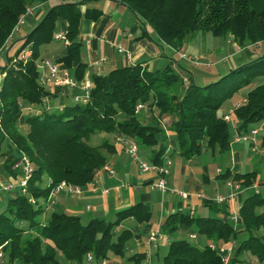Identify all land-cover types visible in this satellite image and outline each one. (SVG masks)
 I'll list each match as a JSON object with an SVG mask.
<instances>
[{
	"label": "trees",
	"instance_id": "trees-1",
	"mask_svg": "<svg viewBox=\"0 0 264 264\" xmlns=\"http://www.w3.org/2000/svg\"><path fill=\"white\" fill-rule=\"evenodd\" d=\"M48 1L0 0V49L26 9ZM118 1L175 51H182L186 41L198 33L231 37L240 46L264 42V0ZM82 4L83 1L68 2L49 8L3 68L0 138L4 137L10 150L4 166L16 177L20 169L14 174L11 166L22 156L33 165L27 192L8 196L0 212V259L4 264H85L87 253L99 263L112 254H124L132 233L123 230L115 237L114 228L128 217L143 221L149 215L147 206L135 204L120 210L113 221L91 218L83 224L78 215L61 212H51L46 221L42 219L56 184L65 181L84 188L105 164V151L112 145L106 138L99 145H91V135L118 132L123 137L132 136L141 145H157L152 163L162 165L166 147L157 140V134L162 130L158 119L164 114L171 117L168 129L175 133L180 156L192 158L216 147L223 155L230 149L231 135L228 122L217 111L235 92L255 80L262 82L245 94L244 101L235 107L234 116L243 132H247L249 125L264 122V53L250 50L246 62L204 86L195 84L182 67H174L173 60L154 70L136 63L93 74L85 101L73 99L61 108L46 107L44 99L52 93L39 82L40 47L53 38L58 21H66L69 44L59 61L67 67L77 62L74 73L77 80L82 79L86 64L80 61L81 43L76 40L80 19L83 15L97 20L102 15L101 9L94 6L82 12ZM25 47L30 50L28 61L14 62ZM137 104H144L153 112L152 122L145 123L140 113H134ZM24 106H33L35 110L23 114ZM20 118L26 127L24 131L20 129ZM260 141L264 149V135ZM230 175L226 169L219 177ZM231 176L245 187L264 184L256 171ZM238 219L240 227L235 228L228 220L216 217L169 215L161 224L162 231L171 238L163 264H225L213 246L199 247L185 238H172L180 225H194L198 235L213 242L235 238L236 247L226 264H246L250 257L264 262V235H260L264 230V192L247 193L238 209ZM239 234L245 237L237 241ZM244 254L250 256L243 258Z\"/></svg>",
	"mask_w": 264,
	"mask_h": 264
},
{
	"label": "crops",
	"instance_id": "crops-1",
	"mask_svg": "<svg viewBox=\"0 0 264 264\" xmlns=\"http://www.w3.org/2000/svg\"><path fill=\"white\" fill-rule=\"evenodd\" d=\"M80 1H83L80 6L82 12H84L86 7H91L90 5H92L101 9L102 15L97 20L86 19L83 15L80 19L76 40L81 43L80 61L86 64L81 80H77L74 73L77 62L67 67L59 61L66 54L67 45H64L60 40L54 39V37V41L62 43V47L52 52L51 58L42 59L40 63L37 62L39 82L52 93V95L44 99V105L48 108H61L66 103L73 102L75 97H79L80 101H85L86 92L83 89V83L86 80L91 81L93 74H105V68L111 70L125 65L141 63L149 70H154V61L161 65L164 60H172L176 52L168 45L162 43L157 37L150 36L147 33L148 28L143 25L142 20L132 11H128L129 9L118 0H65V2L61 3ZM43 6H45V3L31 8V12L24 16L23 23L18 26L8 38L6 44L0 49V61H3V64L0 65V88L5 75L3 68L7 65L9 58L14 57L16 51L20 48L23 38L47 12L48 9L44 10ZM21 25L23 26L22 29ZM57 28H59L57 32L65 34L67 29L66 21L60 19L57 23ZM159 49L161 50L160 54ZM41 50L39 51L40 53ZM98 60H101L100 64H96ZM45 61L55 65L56 70L54 73L51 72ZM155 69L161 68L156 66ZM188 74L192 77L191 73L188 72ZM64 78L75 80L76 86L61 82ZM34 110L33 106H24L22 108L23 114ZM140 117L145 123H150L153 119L151 115L144 113V109L140 112ZM166 118L169 117L162 115L158 119L162 130L157 134V140L163 141L166 147L162 165L167 167V173L160 174L154 170L146 172L140 170L138 161L152 164L153 151L157 149V145L150 146L151 148L148 146L149 148H147V146L141 145L132 136L123 137L117 132L109 135L111 140L106 138L112 147L105 151V164H109L114 168V174L102 171L99 177L93 175L92 181L82 188V194L78 196H83L84 203H86L84 211L88 213V220L91 218H103L113 221L118 211L129 208L132 205L142 204L148 207L149 215L143 221L128 217L121 220L117 225V228L123 227L124 230H129L132 233V239L129 240L132 242L127 244L128 246L125 250H129L132 256L138 254L136 258L131 256L127 260H124V254L120 255L118 257L120 258V261H118L120 264H154V259L158 258L159 250L163 247L167 250L171 239L161 229L162 222L169 215L190 213L194 217H216L230 222V215L231 219L235 220L234 213L238 214V209L246 196L247 189L240 182L233 180L231 176L236 172H242L239 165L228 167L227 169H230L231 173L230 177L221 178L219 175L224 173V171L216 166H214L216 167L215 169L211 170L213 165L211 161H197L199 155L192 158L180 156L176 142L169 140L168 133H170V130L166 128L167 125L164 123ZM21 119L20 129L24 127L25 130L26 127L22 124ZM260 125L264 128L263 122ZM252 129L250 128L247 132H243L237 127V135L248 133ZM3 138H0V195H14L12 193L17 186L9 191L3 190V186L17 182L19 176L14 171L19 173L20 168H16V163L11 166V170L16 177L5 168L4 164L6 159H8L10 150L9 146L5 150L1 149L2 143L6 141ZM122 139H128L137 144L138 150L136 154L138 160L131 158L121 141ZM263 151L264 149L260 147L258 151L260 159H264ZM147 159H149V162ZM167 161H170V165L166 164ZM249 171H256L258 180L264 183V175L260 171L255 170L254 167ZM159 178L165 180L168 188L187 193V196L183 197L169 191L163 192L158 188L152 187V184L158 181ZM228 183H231V185H228ZM232 184L235 186H232ZM211 186L212 188H210ZM104 189H108V191L106 192ZM220 191L225 196L233 191L234 194L227 201L218 203L216 197L220 196ZM60 194L63 202L70 201L74 197L65 192H59L54 199ZM70 207L73 208L72 215L81 217L82 214L78 212L75 204ZM237 222L239 223L238 219ZM191 226L180 225L178 230L173 233L172 238L178 236V234L188 235L190 238L197 237L196 229L192 231L190 229ZM208 241L210 246L215 248L217 245L226 244L221 241ZM117 256L112 254L108 259L114 260V264H119L115 261Z\"/></svg>",
	"mask_w": 264,
	"mask_h": 264
},
{
	"label": "rangeland",
	"instance_id": "rangeland-1",
	"mask_svg": "<svg viewBox=\"0 0 264 264\" xmlns=\"http://www.w3.org/2000/svg\"><path fill=\"white\" fill-rule=\"evenodd\" d=\"M61 2H65V0H50L48 2H45V6H43L42 8L44 10L49 9L55 6L56 4H60ZM39 4H42V3H35L31 5L30 8H33L34 6L39 5ZM22 28L23 26L21 25V29ZM147 28H148L147 33L152 37H156L153 30L148 26ZM58 29L59 28H56L55 32H57ZM61 47H62V43L60 42L57 43L52 38L48 43H45L40 47V49L42 50H41V53L39 54L37 62L40 63L42 59L51 58L52 52L60 49ZM249 50L256 54L264 53V42L259 43L258 45L246 44L244 46H240L236 41H234L232 38H229V37H220V36L215 37L208 33H205V34L198 33L192 39L186 41L182 49V52L185 53L186 57H191L192 60L189 61L186 59H182L179 57V54L175 52L174 56L172 57V60H173L172 65L174 67H177V65L182 67L183 69H185L186 71L192 74L193 81L195 84L199 86H204L206 84L211 83L213 80H215L219 76H222L223 74H225V72L229 71V69L234 68L238 66L239 64L246 62L248 60ZM159 51H160L159 52L160 54L161 50L159 49ZM170 61L171 59H168L166 61L164 60L161 65H158V62L154 61L153 68L155 69L156 66H159V68H163V66H165ZM2 64H3V61L1 60L0 65ZM108 71L109 70L105 68L104 72L107 73ZM260 82L262 81L255 80L252 84L239 89L230 98H228L217 111L218 116L224 119L228 118L227 122H228L229 132L231 135V143H230V149L228 153H225L223 155L220 154L217 147L215 148L214 151H212L211 149H205L198 156L197 161L199 160L204 161V162L211 161L213 163L211 170L218 167L221 170L225 171L228 167L231 168V167H234L235 165H239L240 166L239 168L242 172L249 171L254 167L255 170L260 171V173L264 175V159H260V155L258 154V151L261 147L260 138L264 135V128H262L260 124H252V125H249L247 128L255 129L257 131L256 135H251V136L249 135L245 138L237 137V134H238L237 127H239V123L235 119V116H234V109L236 107V104L241 103L245 94L250 89H252L255 85L259 84ZM143 109H144V113L146 112L148 115L155 117L153 112L150 111L149 108L145 107ZM170 122H171V117L166 118L164 122L167 125L166 128H169ZM22 130L24 131V127ZM168 136H169L170 141L175 142L174 132L170 131V133H168ZM104 138L111 140V136L105 133H98V134L91 135L88 139V143L91 145H99L102 143ZM8 145L9 144L7 143V141L3 142L1 145V149L2 150L7 149ZM149 147L147 146V148ZM147 160L149 162V159ZM254 184L248 187L244 186L247 189L246 195L247 193H250V192H261V193L264 192V186L257 185V184L254 185ZM232 186H235V185L232 184ZM210 188H212V186ZM18 192H21V189L19 187L15 188L12 194H16ZM61 192H65V191L62 190ZM233 194H234V191L231 192V194L229 195H233ZM10 195L11 194L0 195V212L4 210L6 206L7 197ZM219 195L225 196L222 191L219 192ZM229 195H226V196H229ZM82 197L83 196L78 197L77 195H75L72 199H70V201L63 202V200L61 199V194H60L56 199L53 198L54 200L53 199L48 200V207L42 217L43 221L47 220L51 212H61L65 214H72L73 208H71L70 206L72 204H75L78 208V212L82 214L80 217L81 222L83 224L86 223L88 221L87 219L88 213L84 211V207L86 203H84V199ZM55 202L57 203L55 204ZM234 214H235V220L231 219V215L229 217V220L235 228H239L240 223L237 222L238 214L237 213H234ZM190 229L192 231H195L194 226H191ZM123 230H124L123 227L117 228V225H116L114 228L115 237L119 235ZM260 235L262 236L264 235V230L260 232ZM179 236L187 239L188 241L196 244L199 247H203L204 245H210L209 241L205 238L206 236L204 235H197V237L194 236L193 238H190L188 235L178 234V236H174V237L180 238ZM244 237H245L244 234H239L236 237V240L240 241ZM131 242L132 241H128L127 244ZM225 243L226 244H221L217 246L215 245V246L217 250H220V251L224 248L225 249L228 247L231 248V251L228 254L230 257L232 254V251L236 247L235 238H231ZM127 246L128 245H126V247ZM165 252H166L165 247L159 250L158 258L154 259V264H163V256ZM0 253H1V250H0ZM123 256H124V260H127L129 259V257L132 256V254L129 250H125ZM248 256L245 255L243 256V258H248ZM118 257L120 256H117V258L115 259V261L117 262L120 261V258ZM59 259L62 262L64 261L61 256H59ZM249 259H251V261L247 262L246 264H259V263L264 264V262H260L256 260L254 257H250ZM113 261L114 260L106 259L105 264H114ZM0 264H4L3 260L1 259H0Z\"/></svg>",
	"mask_w": 264,
	"mask_h": 264
},
{
	"label": "built area",
	"instance_id": "built-area-1",
	"mask_svg": "<svg viewBox=\"0 0 264 264\" xmlns=\"http://www.w3.org/2000/svg\"><path fill=\"white\" fill-rule=\"evenodd\" d=\"M31 10L32 9L30 7H28L26 9V12L19 18L17 24L14 26L13 32L18 28V26L21 23H23L24 16L26 14H29L31 12ZM53 37L56 40L62 41L64 45H68L69 44L68 39L66 38L65 34L62 33V32H55L53 34ZM176 52L179 54L180 58L186 59V60H189V61L192 60L191 57H186L184 52H182V51H176ZM29 54H30V50L28 49V47H25L24 49H22L20 51V53L18 54V57L15 58L13 61L14 62L15 61H21L23 64H25L28 61ZM100 63H101V60L96 61V64H100ZM45 64L50 68L52 73L55 72V70H56L55 65H52L49 61H45ZM61 82L66 83V84H68L70 86H76V81L73 80V79L64 78V79L61 80ZM90 87H91V81L90 80H86L83 83V89L86 92V96H85L84 100L87 99L88 91H89ZM75 100H79V97H75ZM236 106H239V103ZM144 107H145L144 104H137L135 106L134 113L138 114L139 112H141V110ZM227 119L228 118H226L225 120L227 121ZM256 133H257V131L255 129H252L248 133L237 135V137H244L245 138V137H247L249 135L250 136L251 135H255ZM121 141L123 142V144L125 146V149L130 154L131 158L133 160H138L137 154H136L137 144L134 141H131V140H128V139H122ZM262 154H263V158H264V151H263ZM138 163H139L140 170L143 171V172L154 170V171H156V172H158L160 174L167 173V167H165L163 165H157L155 163L149 164V163H146L144 161H138ZM166 164L170 165V161H167ZM16 167L20 168V175H19V178H18L17 182L16 183L5 184L3 186V190L9 191V190H12L14 187L17 186V187H19L21 189V193L25 194L27 192L28 181H29V179L32 176L33 165L31 164V162L28 160L27 157L22 156L21 159L18 160V162L16 163ZM102 171L108 172L110 174H114V172H115L114 168L111 165L104 164V165H102L99 169H97L94 172V176L95 177H99L100 173ZM228 185H231V183H228ZM152 187L158 188V189H160L163 192L169 191V192L176 193V194H178L180 196H183V197L187 196V193L179 192V191H177L174 188H168L166 186L165 180L163 178H159L158 181H156L155 183L152 184ZM62 190H64L66 194L71 195V196H75V195L79 196V195L82 194V191H83V189L80 186H78V185H73L71 183H67L65 181H61V182L56 184L51 189L48 200H52ZM104 191L107 192L108 189H104ZM231 197H232V195H229V196H221L220 195V196L216 197V201L218 203H223V202L227 201ZM30 201L34 202V200L32 198L30 199ZM151 239H152V237H151ZM230 251H231V248H229V247L226 248V249L224 248L221 251L218 250V252L222 255V260H223V262L225 264L227 263V261L229 259V255L228 254L230 253ZM0 256H1V253H0ZM85 264H105V260H102V261H100L98 263V262L95 261L94 256L91 253H87L86 259H85ZM259 264H262V263H259Z\"/></svg>",
	"mask_w": 264,
	"mask_h": 264
}]
</instances>
